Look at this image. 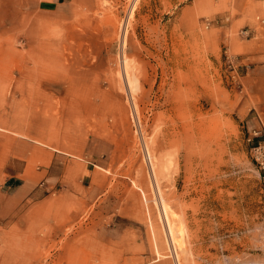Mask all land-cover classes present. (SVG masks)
<instances>
[{
	"label": "rangeland",
	"instance_id": "obj_1",
	"mask_svg": "<svg viewBox=\"0 0 264 264\" xmlns=\"http://www.w3.org/2000/svg\"><path fill=\"white\" fill-rule=\"evenodd\" d=\"M259 143L264 0H0V264H264Z\"/></svg>",
	"mask_w": 264,
	"mask_h": 264
},
{
	"label": "bare ground",
	"instance_id": "obj_2",
	"mask_svg": "<svg viewBox=\"0 0 264 264\" xmlns=\"http://www.w3.org/2000/svg\"><path fill=\"white\" fill-rule=\"evenodd\" d=\"M136 1V0H135ZM133 10H135V9H133ZM132 12V11H131ZM131 16H132V14H131ZM31 21V20H30ZM44 21V20H43ZM120 26H121V24H120ZM124 27H125V25H124ZM121 28V27H120ZM32 30V29H31ZM125 30V29H124ZM126 32V31H125ZM32 33V32H31ZM126 34H124V36H125ZM120 36V35H119ZM32 37H33V33H32ZM117 37V36H116ZM120 38V37H119ZM40 40V39H39ZM123 40V39H122ZM121 42V41H120ZM123 42V41H122ZM79 44V43H78ZM32 46V45H31ZM123 46V45H122ZM78 47H79V45H78ZM32 48V47H31ZM38 48V47H37ZM78 50H80L79 48H78ZM77 51V50H76ZM79 52V51H78ZM122 52V51H121ZM50 54V53H49ZM120 54V53H119ZM122 54V53H121ZM34 55V54H33ZM38 55V54H37ZM45 55V54H44ZM122 56V55H121ZM33 57V56H32ZM49 57V56H48ZM123 57V56H122ZM47 58V57H46ZM125 58V57H124ZM48 59V58H47ZM45 61V60H44ZM41 62H43V61H41ZM35 63L36 62H34V66L32 67V70H31V74H30V80L32 81V82H35L36 80H37V78H38V72H42L43 71V68H41V67H38V66H36L35 65ZM44 63H47V62H44ZM43 63V64H44ZM78 63V62H77ZM129 62H127V60L125 59L124 60V68H123V73H124V77H125V79H126V81H127V85H128V87H129V90H130V92H133L138 86H137V84H138V80H137V78H134L132 75H131V73H130V66H129V64H128ZM52 67V66H51ZM50 68V67H49ZM61 68V67H60ZM54 70V69H53ZM80 70V69H79ZM87 70V69H86ZM77 72H79V71H77ZM83 72V71H82ZM48 74V73H47ZM79 75H81V74H79ZM42 77V76H41ZM143 77H144V75H143ZM45 78V77H44ZM47 78V77H46ZM141 78V77H140ZM40 79V78H39ZM138 79H139V77H138ZM140 80V79H139ZM43 82V81H42ZM49 83V82H48ZM50 84V83H49ZM41 85V84H40ZM55 86H57L56 88H57V90L56 91H60V86H59V84H55ZM47 87H48V85H47ZM62 91V90H61ZM66 92V91H65ZM62 95V94H61ZM134 107L136 108V104L134 103ZM64 123V122H63ZM203 123V122H202ZM204 124V123H203ZM173 125V124H172ZM174 126V125H173ZM69 134V133H68ZM70 135V134H69ZM66 136H67V134H66ZM161 139L158 141V143H159V145L162 147V148H167V147H173V146H175L176 144H178V142L180 141V139L182 138V140H184V141H186L187 143H191L192 142V140H193V137H192V135L191 134H189V133H184L183 134V136L181 137V136H176V135H174L173 133H170V132H168V133H166L165 135L164 134H162L161 135ZM175 148V147H174ZM169 151V150H168ZM192 150L191 149H189L186 153V157H188V159H190L191 158V156H192V152H191ZM170 152V151H169ZM173 152V151H172ZM147 153H149L148 151H147ZM175 153V152H174ZM179 154V153H178ZM149 155V154H148ZM168 155V154H167ZM171 157H172V155H170ZM149 157H150V155H149ZM179 158V157H178ZM162 202V201H161ZM163 205V211H164V214H165V216H167L166 217V222H167V224H168V226H169V228H170V236H171V239H172V242L176 245V247L178 248V249H183V241L182 240H179V238H178V236L176 235V233L174 232V226L171 224L172 223V220H170V219H168V216L170 217V216H172L171 215V212H170V210H169V207L166 205V203H163L162 204ZM169 214V215H168ZM181 231H180V235H182V232L184 231L183 230V228H181L180 229Z\"/></svg>",
	"mask_w": 264,
	"mask_h": 264
},
{
	"label": "built area",
	"instance_id": "obj_3",
	"mask_svg": "<svg viewBox=\"0 0 264 264\" xmlns=\"http://www.w3.org/2000/svg\"><path fill=\"white\" fill-rule=\"evenodd\" d=\"M258 135V133H256ZM253 157L260 171L264 174V144L259 143L252 147Z\"/></svg>",
	"mask_w": 264,
	"mask_h": 264
}]
</instances>
